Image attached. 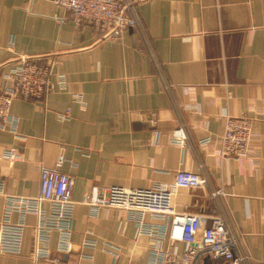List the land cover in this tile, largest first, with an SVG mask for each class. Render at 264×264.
<instances>
[{"label":"crops","instance_id":"obj_1","mask_svg":"<svg viewBox=\"0 0 264 264\" xmlns=\"http://www.w3.org/2000/svg\"><path fill=\"white\" fill-rule=\"evenodd\" d=\"M137 8L140 30L104 38L50 0H0V89L21 57L53 58V73L65 78L42 100L11 103L15 129H0V227L9 196L36 197L40 168L62 155V171L75 180L71 244L58 252L53 231L49 259L149 264L151 240L139 220L163 223L94 210L83 196L93 187L153 188L171 184L179 170H202L209 187L176 189L174 210L201 215L203 226L222 214L247 263L264 264V0H141ZM224 114L250 121L244 158L219 154ZM180 126L181 143L173 137ZM10 149L18 153L13 161L3 157ZM212 188L223 194L211 198ZM9 220L17 223L19 211ZM23 221L21 253L0 254V264H35L37 217L27 213Z\"/></svg>","mask_w":264,"mask_h":264},{"label":"built area","instance_id":"obj_2","mask_svg":"<svg viewBox=\"0 0 264 264\" xmlns=\"http://www.w3.org/2000/svg\"><path fill=\"white\" fill-rule=\"evenodd\" d=\"M58 7L72 13L76 26L92 25L102 37L116 38L128 29H141L138 2L141 0H50ZM54 59H31L21 57L17 65L6 75L9 85L0 89V129L6 124L15 129L16 120L9 115L14 99L42 100L52 85H65L62 74H54ZM55 76L54 80L53 77ZM56 81V82H55ZM68 117V112L64 118ZM223 132L219 154L224 158L241 159L248 155L251 142L250 121L246 117L223 116ZM176 142L187 138L185 128L173 132ZM209 141L202 140L201 143ZM3 157L17 159L16 149L5 150ZM64 156H58L53 167H41L39 171V194L32 198L9 196L10 204L0 227V254L19 255L24 234V215L35 214L34 245L29 257L35 264H65L50 260L49 241L51 233H58L57 251L66 253L71 244V224L75 202L72 200L74 177L64 173ZM210 181L201 170H179L171 184L153 188H125L122 186L93 187L81 203L96 209H122L159 220L162 225L145 224L139 220V231L151 240L149 264H205L204 258L226 264H248L246 256L238 250L237 238L222 214L213 216L209 224L202 225V216L196 213H177L172 196L178 188H208ZM2 185L0 184V194ZM223 194L221 188H212L209 195L217 199ZM48 204L45 210L42 204ZM18 210L20 220L11 223L10 212ZM184 244L178 250L176 244ZM167 244L169 247H167ZM115 253V252H114ZM115 255V254H114Z\"/></svg>","mask_w":264,"mask_h":264}]
</instances>
